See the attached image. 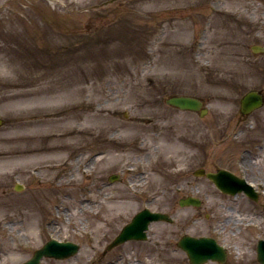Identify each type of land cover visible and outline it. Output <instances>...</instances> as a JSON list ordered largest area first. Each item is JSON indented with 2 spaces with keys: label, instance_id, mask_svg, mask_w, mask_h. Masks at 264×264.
I'll return each instance as SVG.
<instances>
[{
  "label": "rangeland",
  "instance_id": "rangeland-1",
  "mask_svg": "<svg viewBox=\"0 0 264 264\" xmlns=\"http://www.w3.org/2000/svg\"><path fill=\"white\" fill-rule=\"evenodd\" d=\"M255 45L264 0H0V264L51 238L80 250L41 264H189L182 235L216 238L230 264H259L264 187L253 202L193 174L229 166L240 148L229 134L244 126L240 142L256 151L241 153L242 174L264 182V107L238 113L245 92L264 91ZM176 94L208 113L168 107ZM188 196L200 206L180 207ZM144 207L173 222L104 253Z\"/></svg>",
  "mask_w": 264,
  "mask_h": 264
},
{
  "label": "water",
  "instance_id": "water-1",
  "mask_svg": "<svg viewBox=\"0 0 264 264\" xmlns=\"http://www.w3.org/2000/svg\"><path fill=\"white\" fill-rule=\"evenodd\" d=\"M167 103L173 106H176L183 110H192L199 111L200 115H204L206 110L201 109L202 103L200 100L190 98V97H173L167 100ZM261 105V97L255 93L250 92L246 95V97L242 101V111L248 112L254 108H257ZM2 125V121L0 119V126ZM201 174V173H200ZM206 177L211 180H216L215 176L212 174H206ZM220 184V187H229V186ZM223 190V189H222ZM233 194L236 191H231ZM245 192L254 198L255 194L252 190L247 187ZM198 205L199 201L193 198H188L184 202H181L180 205ZM168 221L171 219L162 213L150 212L145 209L135 215L132 221L126 225L119 235L112 242L110 247L121 244L127 240H142L146 238L145 230L148 227V224L152 221ZM178 246L181 247L188 253L190 262L192 264H202L208 259L218 260L220 262L224 261L223 250L220 246H218L214 240L209 238H200L195 239L189 236H184L178 242ZM78 245L70 243V242H57L55 240H50L46 245H44L41 249L37 250L32 259L27 261L24 264H39L40 259L43 256L54 257L58 259L66 258L70 255H73L77 252ZM257 258L261 264H264V241L260 240L257 244Z\"/></svg>",
  "mask_w": 264,
  "mask_h": 264
},
{
  "label": "flooded vegetation",
  "instance_id": "flooded-vegetation-1",
  "mask_svg": "<svg viewBox=\"0 0 264 264\" xmlns=\"http://www.w3.org/2000/svg\"><path fill=\"white\" fill-rule=\"evenodd\" d=\"M262 92V94L264 95V92L263 91H261ZM260 125H262V122H259V123H257V127H259ZM238 129L236 130V132L234 133V135H237V134H243V133H245V132H248V130L247 131H245L244 129H242V128H240V127H237ZM262 131V133H264V129H262L261 130ZM249 133V132H248ZM249 135H250V133H249ZM260 140H263V138H258V140L255 142V144H258V143H260L259 141ZM249 146H250V144H249ZM248 146V147H249ZM257 146V145H256ZM253 147V146H252ZM235 151V155H234V157L231 159V162L234 164V163H237V162H239V160H238V156H239V154H241V152L242 151H244L243 153H246V154H249V149L248 148H246L245 147V145L243 146V147H240L238 150H234ZM243 160V159H242ZM242 160H240V162H242ZM244 163V162H243ZM232 171H233V173L235 172V170L232 168Z\"/></svg>",
  "mask_w": 264,
  "mask_h": 264
},
{
  "label": "bare ground",
  "instance_id": "bare-ground-1",
  "mask_svg": "<svg viewBox=\"0 0 264 264\" xmlns=\"http://www.w3.org/2000/svg\"><path fill=\"white\" fill-rule=\"evenodd\" d=\"M6 26H9V27L12 28L13 25H12V23L9 22V23L6 24ZM84 169H85V168H84ZM255 183H256V182H255ZM263 183H264V182H263Z\"/></svg>",
  "mask_w": 264,
  "mask_h": 264
}]
</instances>
